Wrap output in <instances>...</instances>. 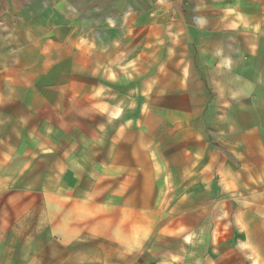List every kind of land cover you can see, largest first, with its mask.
I'll list each match as a JSON object with an SVG mask.
<instances>
[{
	"label": "rangeland",
	"instance_id": "374dc122",
	"mask_svg": "<svg viewBox=\"0 0 264 264\" xmlns=\"http://www.w3.org/2000/svg\"><path fill=\"white\" fill-rule=\"evenodd\" d=\"M118 1L117 7L115 0L93 5L106 4L108 17L118 20L131 5L122 29L100 23L84 31L83 41L73 37L63 44L57 34L31 32L34 26L21 19L25 0H0V72L25 63L29 79L44 86L37 64H58L56 55H47L59 41L77 50L91 47L98 30L120 29L149 39L160 34L148 45L164 47L161 80L168 87L145 94L137 85L140 71L130 86L125 70L108 73L121 82L113 93L105 89L112 109L122 105L129 116L137 98L166 115L155 125V147L142 150L147 156L132 167L111 168L95 147L89 153L82 138L92 131L82 128L86 123L77 122L71 136L24 141L13 126L1 135L0 120V264H264V0ZM48 14L38 13L37 20ZM22 53L29 60L17 62ZM157 70L151 69V82ZM3 99L0 89V108ZM68 111L86 109L76 101ZM120 121L100 120L110 126L111 142ZM183 123L187 144L192 147L195 136L203 147L188 155L189 170L175 172L164 143L182 136L177 129ZM203 151L216 163L207 177L202 174L210 163L200 172L194 167Z\"/></svg>",
	"mask_w": 264,
	"mask_h": 264
},
{
	"label": "crops",
	"instance_id": "0c3cea01",
	"mask_svg": "<svg viewBox=\"0 0 264 264\" xmlns=\"http://www.w3.org/2000/svg\"><path fill=\"white\" fill-rule=\"evenodd\" d=\"M25 1L28 5L21 19H26L25 22L22 19L25 24L28 23V25L34 26L29 27L31 32L35 36L39 33V35L42 34L41 36L49 38L53 34H57L63 44L72 41L73 37H80L83 41L88 36L87 33H84L85 30L96 29L100 23L106 25L107 17L112 15L107 14L106 8L108 6L106 4L93 5V0H58L56 4L53 3L56 0ZM119 2L115 0L112 7H117ZM41 12L49 13L45 20H37L39 19L37 14ZM102 13L103 16L100 15ZM107 28L114 29L109 28L108 25ZM101 31V37H98L96 32L92 34L95 41L90 45L91 47L87 48L83 46V48L80 47L76 50L67 46V49H65L59 41L58 50L49 52L47 55V59H53L56 55V58L59 59L58 64L53 62L52 65L47 64L46 67L37 64V72H41L39 76L43 75V80L45 79L44 83L46 85L44 86L39 85L36 87V82L30 80L31 77L25 72L27 65L22 62L29 60L28 54L22 53L17 57L20 58L17 62L22 64L16 67H7L0 72L1 97L4 98L0 108L1 135L6 136L4 135L6 134L5 127L9 125L13 126L15 130L18 129L19 133L24 136V141L47 137V134H50L53 139L64 138V134L69 136L77 131L80 127L78 123H86L82 128L87 130L86 133L90 129L92 131L91 134H83L82 138L84 141L88 140L89 142V153L95 150L91 147L98 149L95 151L97 153H105L108 161L112 164L111 168L119 166L132 167L141 163L139 159H144L147 156L146 152L144 153L142 150L147 148L151 150L155 147L152 140L156 132V123L160 125V120L164 123L163 117L166 115L161 112V108L160 110L159 108L152 109L147 102L143 104L137 98L133 99L135 107L134 110H131L129 116L123 111L122 105L112 109L113 102L105 99V93H107L105 89H109L113 93L111 89L116 84L120 85L121 82L110 79L108 73L109 71L113 73L115 71L116 73L111 75L114 77L118 76L117 71L125 70L132 77L124 84L130 86V83H133V80L137 77L136 71H140L139 75L143 79L137 85L145 87V94H151L157 85L158 87L162 85L161 90H166L168 87L166 84H162L161 80V72L165 70L166 61L164 47L157 46L156 50H152L154 46L150 47L148 45L150 42L154 43L155 40L152 38L154 36L158 37L160 34H152L150 41L147 34L142 32H139V34L133 32L132 35L126 36L125 32L120 29L110 32L103 29ZM113 39L120 41L116 42L118 46L112 47L109 45L104 49L101 48V43ZM91 43V40H89V44ZM40 58L37 54V60ZM46 68L47 70H45ZM60 68L61 70H59ZM151 69H158L154 74L153 82H151ZM58 74L64 76L59 77ZM122 75L125 74H120L119 77L122 78ZM3 78L6 81H2ZM47 78L48 81H46ZM32 94L36 95L33 96ZM76 101L81 103L86 112L68 115L69 106ZM100 120H121L114 126V128L117 127L119 134L113 142L110 139L112 134L108 135L106 133L110 126L100 122ZM125 122H128V124H125ZM173 130L176 129L173 128ZM177 130L178 134L182 133V136L164 143L167 149L165 157L167 159L169 157L174 162L171 164L175 165V169H172L175 172L182 171L185 167L189 170L193 160L192 158L189 159L188 155L193 156L194 152H200L201 147H203L202 142L196 139L195 136L189 140L193 146L190 147L187 144L188 139L184 137L186 131L184 123L182 128ZM254 152L257 154V149ZM140 155H142V158ZM209 163L210 160L207 159L206 152L203 151L194 167L197 166L196 169L200 172ZM210 164L211 169L202 174L205 177L209 175V171L216 168V163ZM194 167L190 170H194ZM178 222H181L186 229L192 227L190 226L192 223L186 219H180Z\"/></svg>",
	"mask_w": 264,
	"mask_h": 264
},
{
	"label": "bare ground",
	"instance_id": "6f19581e",
	"mask_svg": "<svg viewBox=\"0 0 264 264\" xmlns=\"http://www.w3.org/2000/svg\"><path fill=\"white\" fill-rule=\"evenodd\" d=\"M131 9L132 8L130 7V5H127V6L125 5L124 6L123 17L120 20H118L116 18H112V17L107 18V21L106 22H107V25L109 26V28H112L113 29V28H116V27H119L120 26V28L122 29L125 26L126 17L128 16V14L131 11ZM101 33H102V31H98V33H96V34H97L98 37H101L102 36ZM184 239L186 241H189L190 240V237L189 236H184Z\"/></svg>",
	"mask_w": 264,
	"mask_h": 264
}]
</instances>
